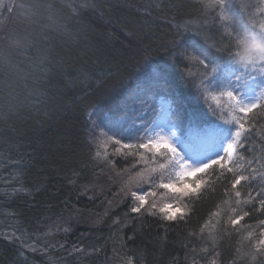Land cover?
I'll return each instance as SVG.
<instances>
[{"label": "trees", "instance_id": "16d2710c", "mask_svg": "<svg viewBox=\"0 0 264 264\" xmlns=\"http://www.w3.org/2000/svg\"><path fill=\"white\" fill-rule=\"evenodd\" d=\"M43 2L60 10V32L43 34L35 53L19 48L22 39L37 36L34 26L19 25L17 32L7 34L16 38L19 49L13 53V68L16 59L45 60L33 69L40 80L32 75L0 87V264H125L127 257L134 264H205L206 254L215 250V264H260L256 238L246 232L259 226L264 214L243 206L250 216L233 226L229 218H235L232 209L237 206L231 193L223 191L227 181L214 182L211 190L188 202L187 223L151 216L140 220L130 213L131 199L121 194V185L147 168L167 167L168 161L146 155L136 163L111 156V147L107 151L113 169L93 156L94 144L127 127L134 115L143 121L142 130L152 129L164 98L172 101L170 120L187 140L193 128L209 127L211 116L189 124L193 112L214 105L213 93L205 92V103L193 91L204 78V67L181 57L176 66L168 57L193 42L208 49L209 59L228 57L237 51L229 32L246 30L249 16L257 25L264 19L258 11L261 0H227L231 21L221 20L219 8L206 7L207 0ZM185 24L193 31L183 32ZM130 97L140 111L130 107ZM93 123L99 125L95 143L89 140ZM256 128L240 149L244 161L261 155L264 116L257 117ZM73 179L75 184L69 183ZM21 184L31 194L9 195ZM22 240L35 242L37 251L24 247Z\"/></svg>", "mask_w": 264, "mask_h": 264}, {"label": "snow or ice", "instance_id": "6c2138e0", "mask_svg": "<svg viewBox=\"0 0 264 264\" xmlns=\"http://www.w3.org/2000/svg\"><path fill=\"white\" fill-rule=\"evenodd\" d=\"M261 4L262 7L258 11L264 14V0H261ZM206 7L219 8V16L223 21L233 19L227 0H207ZM181 27L183 32L193 31L188 24ZM197 34L203 36L206 41L209 39L201 31L197 30ZM229 36L235 42L237 51L230 52L228 57L209 59L208 49L194 42L181 45L168 57L169 63L173 65H176V58L181 57L205 69L204 78L199 85H193V91L198 99L205 103H207L205 92L213 93L214 105L204 112H193V119L189 124L205 121L208 116L214 118L209 127L203 130L200 145L197 147L201 153L212 148L210 155L206 158L203 156L195 158L186 153L181 154L176 146L149 135L151 129L148 127L142 130L143 121L139 115H134L127 127L109 137L112 141L113 157L140 163L147 155L168 161L167 167L160 164L158 168H147L144 173L130 175L121 185V194L131 199L130 213L135 214L140 220L145 216H151L170 224L187 223L191 216L188 202L199 197L202 190H211V185L217 181H227L223 191L225 195L231 193L232 200L237 206L232 209L235 218H229L233 226L238 225L244 217L250 216V212L245 211L243 206L251 208L252 213L264 214V146L260 148L261 155L252 160L244 161L240 153V149L244 148L254 130H257V117L264 116V19L257 25L249 16V27L244 31L229 32ZM220 51H224V48L222 47ZM252 73L257 75L254 76ZM188 75L191 76L190 73ZM148 90L147 87L142 89L145 92ZM129 99L133 111H140L136 108L135 97ZM140 104L143 105L144 101H140ZM95 108L93 105V113ZM98 127L99 125L93 123L89 130V140L92 143L96 141L95 129ZM125 140L128 142L125 143ZM107 147V144L103 145L102 150L101 146L97 145L93 159L101 160L114 169L115 163L109 158ZM153 173L156 175L153 176ZM78 175L73 173V176ZM69 183L75 184V179ZM140 185H145L146 188L141 189L138 187ZM87 190L85 188V191ZM20 193L31 194V190L21 184L9 195ZM158 197L163 202H159ZM108 203L111 205L112 201ZM76 211L79 212V209ZM127 215L128 213H125L126 217ZM259 226L261 233L255 250L262 258L260 264H264V220L259 221ZM207 227V225L201 227L200 232L204 233ZM63 230L67 232L70 229ZM251 235L249 233V236ZM209 236L214 239L210 231ZM8 238L11 240L13 236ZM21 243L31 251H37L35 242L25 243L22 240ZM256 259V254H253L251 261L255 262ZM125 264H134L133 257H127ZM211 264H215V260Z\"/></svg>", "mask_w": 264, "mask_h": 264}, {"label": "rangeland", "instance_id": "374dc122", "mask_svg": "<svg viewBox=\"0 0 264 264\" xmlns=\"http://www.w3.org/2000/svg\"><path fill=\"white\" fill-rule=\"evenodd\" d=\"M53 8L54 7L46 5L43 0H0V74L4 75V77L0 78V87H4L13 81H15L14 83L19 81H28L32 75H34L33 77L36 80H40L38 78L39 73L37 72L34 74L33 69H37L39 63L42 64L45 58L38 57L37 59H34V61H26L25 59L18 61V59H16V64L13 68V53L15 50L18 51L19 49L17 45H14L16 38L13 39V36H11L8 39L7 34L9 32L13 33V31L17 32L19 25L20 27H23V29L34 26L33 30L38 31L37 36L22 39V42L19 44V48H24L34 53L37 52L40 48L39 45L42 43L41 38H44L43 34L49 32L52 35L62 30L59 16L60 10L58 8ZM17 36L19 38L21 37L19 35ZM6 38L8 41H6ZM45 38L47 37L45 36ZM19 63H26L27 67H20ZM172 109L173 104L170 99H161V113L158 121L151 129V136L167 141L168 143L176 146L178 152L181 154L186 153L190 157L200 158L203 156L206 158L210 155L213 151L212 148H209L203 153L197 149L200 145L204 129L194 130L193 128L192 132L189 133L191 136L187 140L185 136L180 135L179 129L170 120ZM105 144L108 145L107 150L111 148L112 141L109 140V137L103 138L98 143L101 148H103V145ZM94 146L96 147L97 145L94 144ZM166 199L167 197L164 198V200ZM158 201L163 202V200H160L159 197ZM210 230L211 229L207 231L209 232ZM50 231L51 230L48 229L46 230V233H50ZM246 233L248 236L249 233H251L252 235L249 237L256 238V245L258 239L260 238L261 226L249 228ZM215 251H213V253L206 254L207 263L205 264H211L213 260H215V262L217 261L218 255Z\"/></svg>", "mask_w": 264, "mask_h": 264}]
</instances>
